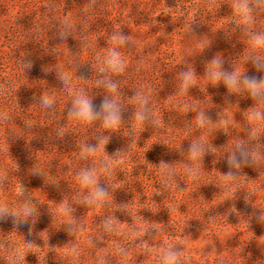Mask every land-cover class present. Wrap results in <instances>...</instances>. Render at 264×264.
Listing matches in <instances>:
<instances>
[{"label": "rangeland", "instance_id": "374dc122", "mask_svg": "<svg viewBox=\"0 0 264 264\" xmlns=\"http://www.w3.org/2000/svg\"><path fill=\"white\" fill-rule=\"evenodd\" d=\"M241 2L0 0V203L28 200L36 221L0 223V264H160L170 245L180 264H264V119H248L264 104L207 76L217 57L256 74L244 61L250 35L264 34V0H246L248 23ZM113 48L124 69L101 73ZM78 96L115 101L120 122L71 117ZM237 144L253 162L233 169ZM88 169L107 191L98 203L79 179Z\"/></svg>", "mask_w": 264, "mask_h": 264}, {"label": "clouds", "instance_id": "9594fccd", "mask_svg": "<svg viewBox=\"0 0 264 264\" xmlns=\"http://www.w3.org/2000/svg\"><path fill=\"white\" fill-rule=\"evenodd\" d=\"M252 8H250L246 2L236 5V14L242 19L244 23H248L251 18ZM112 42L117 46H123L126 43V37L119 33L112 36ZM250 41L252 46V52L245 58V63H252L255 67L256 74H249V71L237 70L225 71L223 67V60L219 57L213 59L208 65L207 76L208 79L213 83H223L228 89L239 92L245 91L247 95L264 104V77L259 75L264 73V55L260 54V50L264 49V34L253 33L250 35ZM104 66L100 68L101 73H118L123 71L124 63L120 57L119 52L113 48L103 61ZM191 73L183 74V81L185 89L191 84ZM108 88L115 92L116 85L108 83ZM141 105L146 103L143 97H138ZM45 107H50L53 101L44 99L42 101ZM69 115L75 119L83 122H91L95 119H103L105 128H112L120 122V107L113 100L105 99L98 106H94L93 101L82 97H74L72 100L71 108L69 109ZM136 119L138 122H142L148 119V116L144 111L137 113ZM248 119L250 121L259 122L264 119V114L259 110L252 111ZM201 123L205 122L202 114ZM101 143H107V138H101ZM85 150L88 152H94L93 146L86 145ZM189 151L192 157H202L205 153V149L200 143H194L190 146ZM252 157L249 155L248 150L243 144H237L230 157L228 158V165L233 169H239L241 164L251 163ZM193 175H196L195 170L192 171ZM164 178L171 175V170H165ZM232 173L227 174L226 179H230ZM80 182L82 185H92L93 191L87 199L88 204L98 203L107 196L105 188L101 187L98 183V178L91 169L85 170L80 175ZM64 215H70V209L63 207L60 210ZM258 221L264 222L262 218L257 217ZM14 223L17 227L32 228L35 226L36 221L33 219L32 209L29 201L25 200L23 207L20 209H10L7 203H0V223L5 222ZM140 233L136 232L134 235L138 236ZM22 255L19 249H16L13 253L12 259H18ZM160 264H180V253L176 249L175 245L162 248L159 253Z\"/></svg>", "mask_w": 264, "mask_h": 264}]
</instances>
